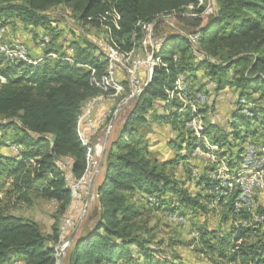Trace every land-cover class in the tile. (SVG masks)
Masks as SVG:
<instances>
[{
    "label": "trees",
    "instance_id": "trees-1",
    "mask_svg": "<svg viewBox=\"0 0 264 264\" xmlns=\"http://www.w3.org/2000/svg\"><path fill=\"white\" fill-rule=\"evenodd\" d=\"M213 2L214 11L203 22L200 0H0V27L9 29L15 21L29 31L42 26L49 32L55 29L50 11L62 8L81 23L104 27V40L118 51L147 47L154 54L147 87L107 146L94 187L96 215L87 217L90 223L67 248V264H183L175 248L183 243L157 239L148 216L141 220L160 211L186 220L192 234L186 246L196 244L194 252L207 263L264 264V210L256 205L253 212H235L239 190L207 176L220 163L204 167L198 177L187 168L193 143L185 125L197 94L205 97L195 112L206 123L200 132L216 146L229 174L240 167L243 142H264L259 138H264V0ZM112 13L118 15L116 26ZM160 16H173L184 33L163 32L169 24L161 20L152 29V45H143L147 26ZM52 40L49 35L40 58L12 62L0 52V74L6 78L0 81V130H11L8 139L0 140L9 149L0 150V179L6 180L8 199L0 206V264L57 263L60 222L72 200L67 177L77 180L87 169V146L78 132L81 109L114 91L108 56L95 42L73 38L65 49ZM180 75L186 84H198L192 89L188 82L185 114L178 112L181 101L168 98ZM121 84L129 90L126 80ZM226 91L233 96L229 120L217 124L211 110L217 94ZM163 124L178 132L166 142L174 155L160 161L150 150L149 134ZM176 164L186 169L185 179L173 173ZM216 188L224 194H215ZM33 195L55 204L57 218L48 234L37 221L9 209L32 204ZM217 206L222 208L211 227ZM253 213L263 220L256 223Z\"/></svg>",
    "mask_w": 264,
    "mask_h": 264
},
{
    "label": "rangeland",
    "instance_id": "rangeland-1",
    "mask_svg": "<svg viewBox=\"0 0 264 264\" xmlns=\"http://www.w3.org/2000/svg\"><path fill=\"white\" fill-rule=\"evenodd\" d=\"M202 4L205 6L203 12L200 14V17L203 18V22H205L208 14L212 13L214 11V2L213 0H200ZM189 11V9H188ZM50 16L52 20V25L55 27L54 30H49L46 31L44 27L39 26L33 28V31L28 32L27 29L20 25L17 22H12L10 23L9 29L5 27V32L3 36L6 38H1L0 37V46L1 48H7L9 50L15 48L16 46H21L24 48L23 45L27 46V50H25V53L27 54L28 58H32V55L30 53L29 46H33L34 49H39L40 51L42 50L39 45L41 39L43 38V33L48 32V34L51 36L53 39V44H61L63 48H65L67 45V42L73 38H78L80 39L85 38L87 40L95 42L101 50L106 52L108 56V70L113 73V81L115 83V86L118 88L117 90L113 91L110 94H101L99 95V101L97 102V107L93 111V115L95 118L98 117L100 114L103 112L109 114V118L100 126L98 129L92 133L90 132L88 128V124L86 122L87 117L82 116L85 110V105L81 109L80 117H79V123H78V132L80 133V136L85 142L87 143V153H88V160H87V169L85 173L79 178V179H73L71 176L67 177V182L68 184L72 183H78V184H83V186L80 187L81 194L80 196L76 199V193L75 191L73 192L74 198L71 200L69 209L67 214L64 217V220L61 223V238L60 242L56 246L57 250V256H59L60 251H62V260L59 264H67L65 260V254L67 248L70 246V244L66 243V239L68 236L71 234V232L74 230V228L77 226V230L75 231V235L72 239L76 238L77 235H79L83 229H85V225H88L90 221L86 224V219L89 215L92 216V218L95 217L96 213L93 211V205L95 201L94 193L93 197L85 209L86 205V198H87V193H88V187L89 183L91 180V177L95 174V182H100L101 180V171L103 168V165L101 168L96 172V169L99 164V160L102 154V151L105 148V152L107 149V146L112 139V137L117 133L119 130V127L122 125L124 122V119L129 111V108L132 106L133 100L132 99L130 102L125 103L127 98L134 93L135 91L139 90L144 83L148 80L149 74H150V68L149 64L151 66V69L153 68L154 65H152L153 61H149L151 54L148 52V48L145 47V49H138V50H131L127 52L126 57L119 58L116 57L115 60H118V63L110 58L111 51H110V43L106 42L105 39V34H104V27L100 26H92L90 24H84L79 22L73 14L70 13L69 10L66 9H56V10H51L50 11ZM113 16V15H112ZM114 20V18H113ZM169 25L162 27L163 32H174V31H179L183 32L184 31L180 28V25L177 20L174 19L173 16H166L164 19ZM51 25V26H52ZM0 29H3V27H0ZM150 29V25H149ZM29 30V27H28ZM17 34V35H16ZM46 35V34H45ZM49 35L47 36L49 38ZM14 36H16L14 38ZM12 39V42H19V45H13L10 41ZM152 40V39H151ZM147 46L152 45L151 42H147ZM143 45H146V37L145 40L143 41ZM8 46V47H7ZM36 47V48H35ZM44 48V47H42ZM67 49V48H65ZM1 51V50H0ZM108 51V53H107ZM69 52V48H68ZM53 52H49L47 54H50ZM110 53V54H109ZM57 55V53H56ZM51 58H55L54 56L50 55ZM48 56V57H50ZM1 57V56H0ZM147 58V66L142 65L139 68L138 71V80H139V86L132 87V82H128V73H127V68L130 67L131 65H135L139 59ZM40 58V57H39ZM122 59V61H121ZM110 60V61H109ZM132 62V63H130ZM134 62V63H133ZM201 70L197 71V74H201ZM126 80L128 84L129 90H125L123 85L121 84V81ZM196 83V80H194ZM120 82V83H119ZM187 82V80H186ZM189 84L192 86V89L195 88V86H198V84L192 83ZM185 83L183 76H179L174 84V87L172 90H169V100L173 98H177L179 101L182 102V105L179 106L178 112L185 114L184 111H186V107L184 104L187 103L186 101V87L188 85ZM183 83V84H182ZM194 84V85H192ZM205 88H203V91H205ZM182 92V93H181ZM225 94H230L229 92L226 91ZM201 96V97H200ZM200 97V98H199ZM225 98V97H224ZM97 99V98H96ZM195 99L196 100L192 101L189 105V107L192 110V114H190V119L186 123V128L190 131L189 132V139H192L193 143V148L190 151L189 155V168L190 172H192L193 176L198 177L200 174H202L204 167L205 168H211L216 165V163H220L217 165L216 172L215 173H210L207 175L209 178H214L213 180H216L217 182L220 181L222 184L223 179L229 180L231 184H235L236 176L239 174L240 169L237 170L235 174H229L230 169L227 167L226 163L224 161L219 162L217 158L216 152V146L209 143L208 141V136H203V134L200 132L203 128L204 125H206L205 120L202 115L203 119L199 117V115H195V112L197 110V104L199 103H204L205 97H203V94H197ZM201 100V101H200ZM125 103V104H124ZM121 104H124L122 107L118 108ZM219 104V103H218ZM221 105V104H219ZM228 106H231L230 102ZM220 107H214V109L211 110V119H215L216 115L219 118H222L221 116L224 117V109L222 113L219 109ZM97 113V114H96ZM114 116V120L111 126H109L110 121L112 117ZM93 118V117H92ZM84 123L86 125V131L82 130L81 124ZM177 130H173L172 127L169 124H163V125H155L153 127V131L149 134V143L151 144V148L154 150L155 155L158 157L159 160H165L168 159V157H172L174 155V150L166 145V142L170 137L176 136ZM9 135H11V130H7L6 134H4L3 131L0 130V140L2 138L8 139ZM6 137V138H5ZM187 137V136H185ZM263 140V139H261ZM202 144H204L206 147L205 149L202 148ZM247 142H243L242 145H246ZM252 143H250L251 145ZM260 145V144H259ZM243 146V147H244ZM92 149V150H91ZM245 149V147H244ZM0 150L2 152H9V149L4 148L3 146H0ZM90 151V152H89ZM185 151V150H184ZM244 154V150H243ZM242 154V156H243ZM215 163V164H214ZM242 163H240L241 167ZM239 167V168H240ZM173 173L176 174L178 179H185L187 175L186 169H184L180 164H176L173 166ZM191 174V173H190ZM217 176L219 179H217ZM235 178V179H233ZM221 179V180H220ZM264 181V178H263ZM97 184V183H96ZM236 187L240 191L239 185H230L229 188L231 187ZM6 187V180L5 178L0 179V206L3 205L8 201L7 197H4V190ZM95 187V186H94ZM258 188V187H257ZM256 188V189H257ZM256 189L253 192V197L254 193L256 192ZM195 190V189H193ZM258 190V189H257ZM216 191V192H215ZM215 194H224V193H219L216 189L213 190ZM264 192V190H262ZM239 193V192H238ZM239 195V194H238ZM237 195V196H238ZM32 198V204H26V203H20L18 205H15L13 207H9L10 211L21 215L25 218L33 219L38 222L39 226L41 227V230L44 234H46L47 230L49 229L53 221V218L56 220L55 216V204L51 201H46L43 199H39L38 197H35L34 195L31 196ZM237 200V198H236ZM259 200L255 199V202L253 203V208L257 205L258 207H262L263 204L260 203L258 204ZM9 205V204H8ZM260 205V206H259ZM210 206H213L210 204ZM221 206H217L215 210V215L211 216L210 218V224L211 227L214 226V223H217L216 221H213V219L217 218L216 215H218ZM85 209V210H84ZM254 210V209H253ZM54 215V217H53ZM213 215V214H210ZM146 217V223L149 226H155L154 227V234L158 238H164V239H174V240H180L183 244L181 245H176L175 248L177 251H179L180 256H181V261L183 264H210L207 263L205 257L202 255H198L197 253L194 252L193 248L196 247V244L193 246H186V242H188L191 239L192 234H190V227L188 226L186 220H182V218L173 216L172 214L164 213V212H153L149 213L148 215L142 216L141 220ZM216 216V217H215ZM70 218V224L67 226V220ZM91 218V219H92ZM182 223V224H180ZM74 224V225H73ZM73 226L69 231V228ZM68 233V235H67ZM168 252V251H167ZM65 260V261H63Z\"/></svg>",
    "mask_w": 264,
    "mask_h": 264
},
{
    "label": "built area",
    "instance_id": "built-area-1",
    "mask_svg": "<svg viewBox=\"0 0 264 264\" xmlns=\"http://www.w3.org/2000/svg\"><path fill=\"white\" fill-rule=\"evenodd\" d=\"M147 31H148V34L146 36V45L149 44L147 42H151L150 29H148ZM4 32H5V27H3V29H0V37L1 38H5L3 36ZM5 40H6V38H5ZM10 41L13 45H19V42H12L13 41L12 39H10ZM47 44H48V37H45V44L39 45V47L42 49V47L47 46ZM23 46H24V50H27V46L26 45H23ZM107 53H108V51H107ZM115 61L117 62V64L120 63V62H118V60H115ZM142 65L147 66V58L143 59L140 57L139 61H137V63H135V65H131L126 70L128 73V77H129L128 82H132V87L139 86V84H140L139 80H138V71ZM98 101H99V99L92 101V102H89V104L85 106L84 113L82 114V116L87 117L86 122L88 124V128L90 129L89 131L92 133H94L98 129V127H100L109 117V114L106 112L105 113L103 112L102 114H100L96 118L93 116V111L97 107ZM257 149L258 148H251L250 143H247L245 145V151L248 154L253 155V150H257ZM247 167H248V171H250V173L253 174V180H257V182H258V190H260V191L264 190V183H259V172L264 171V160L258 159V163L248 164ZM84 184L85 183H83V184L72 183V187L75 189L76 199L80 196V194H81L80 187L83 186ZM228 185H245V192H243L242 195L237 196V201H234L233 207L236 210V212H238L240 210V207L249 206V211L253 212L252 200H250V191H251L250 190V182H245L244 180H242L241 183H239V184H231V182H229ZM228 185L226 186V189H228ZM253 219H256V223H259L262 221L259 219V217L255 213H253ZM69 224H70V218H68V220H67V226ZM242 224H245V222H242Z\"/></svg>",
    "mask_w": 264,
    "mask_h": 264
},
{
    "label": "bare ground",
    "instance_id": "bare-ground-1",
    "mask_svg": "<svg viewBox=\"0 0 264 264\" xmlns=\"http://www.w3.org/2000/svg\"><path fill=\"white\" fill-rule=\"evenodd\" d=\"M112 21H113V23L115 24V26H116V20L118 19V15L116 14V13H112ZM113 18H114V20H113ZM45 37H47V36H44L43 37V39L41 40V42H40V45H43V44H45ZM8 47V46H7ZM45 47V46H44ZM110 48V51H111V55H110V58L111 59H116V57H118L119 56V58H122V57H126L128 54H127V52H120V51H118L117 50V48L116 47H113V46H110L109 47ZM0 52L1 53H3L4 55H5V57L9 60V61H12V62H15V61H18V60H23V61H27L28 60V56H27V54L25 53V50H24V48L23 47H21V46H16L15 48H13V49H11V50H9V49H7V48H1V46H0ZM115 57V58H114ZM110 61V60H109ZM121 61H122V59H121ZM151 61H153L152 62V65L154 64V59H152ZM150 61V62H151ZM130 63H132V62H130ZM134 63V62H133ZM0 81H2V82H4V81H6V78H5V76L4 75H2V74H0ZM182 93V92H181ZM202 95V94H201ZM186 97V96H185ZM201 97V96H200ZM199 97V98H200ZM204 97V96H203ZM99 99V97L98 96H96V97H94V98H92V99H90V100H88L84 105L86 106V105H88L89 104V102H92V101H95V100H97V99ZM196 100V99H195ZM201 101V100H200ZM196 102H198L197 100H196ZM243 102H245V101H243ZM84 106V107H85ZM247 107L246 106H244V111L243 112H247V109H246ZM248 113V112H247ZM85 145H87V143H85V142H83ZM251 146V148H258L257 150H253V155L252 154H248L246 151H245V149H244V154H243V156H242V165H241V167L239 168L240 169V172H239V177L237 178V180H236V183L235 184H239V183H241V181L242 180H244L245 182H250V200H252V206H253V200H254V197H253V192H254V190L258 187V182H257V180H253V174L252 173H250V171H248V167H247V165L248 164H256V163H258V159H262V160H264V142H262V143H260V145H255V144H251L250 145ZM263 146V147H262ZM92 150V149H91ZM90 152V151H89ZM217 176H215V178H216ZM263 178H264V171H260L259 172V183H264V181H263ZM214 179V178H213ZM217 179H219L218 177H217ZM221 180V179H220ZM225 179H223V181H222V186H224V187H226L227 186V184L225 183ZM67 184H68V182H67ZM74 184H78V183H74ZM68 186L70 187V189H71V199L73 200V198H74V195H73V192L75 191V189L71 186V184H68ZM229 186V185H228ZM238 186V185H237ZM239 189H240V191H239V195L238 196H240V195H242V193L243 192H245V185H239ZM258 189V188H257ZM256 189V190H257ZM215 190V189H214ZM216 190L218 191V188H216ZM216 192V191H215ZM255 194V193H254ZM237 201V200H236ZM243 209H245V210H247V211H249V206H242V207H240V210H243ZM235 212H236V210H235ZM249 212H251V211H249ZM259 217V219L260 220H263V216H261V215H259L258 216ZM255 221H256V219H254Z\"/></svg>",
    "mask_w": 264,
    "mask_h": 264
},
{
    "label": "crops",
    "instance_id": "crops-1",
    "mask_svg": "<svg viewBox=\"0 0 264 264\" xmlns=\"http://www.w3.org/2000/svg\"><path fill=\"white\" fill-rule=\"evenodd\" d=\"M149 29V25L147 26V30ZM28 32H30L29 30H27ZM17 35V34H16ZM16 36H14V38H15ZM36 48V47H35ZM29 49H30V53H31V55H32V58H39V56H40V50L39 49H34V47L33 46H29ZM109 72V75H110V79L112 80V82H113V88H114V91H115V89L117 90L118 88L115 86V83H114V79H113V73L112 72H110V71H108ZM226 92H222V93H219V94H217V96H216V98H215V102L213 103L214 104V106L215 107H220L219 109H220V111L222 112V113H224V117L223 116H221L222 118H219L218 116H219V114H218V116L216 115V117H215V119H211V121L212 122H215V123H217V124H220V123H225V122H227L228 120H229V112H230V109L232 108V100H233V96L231 95V94H225ZM225 97V98H224ZM229 102H230V104H231V106H228V104H229ZM221 104V105H219V104ZM223 109H224V112H223ZM97 114V113H96ZM93 115H95V114H93ZM80 117V116H79ZM78 123H79V119H78ZM81 127H82V130H84V131H86V125L84 124V123H82L81 124ZM86 127V128H85ZM79 135H80V133H79ZM258 136V135H257ZM81 137V136H80ZM259 137V136H258ZM252 137V138H250V137H248V139H259L260 138V140L261 139H264L263 137ZM81 140L83 141V142H85V140H83L82 138H81ZM86 143V142H85ZM150 150L154 153V150L150 147ZM155 154V153H154ZM157 159H158V157H157ZM159 160V159H158ZM161 161V160H160ZM102 170H103V168H102ZM236 170H238V169H236ZM235 170V171H236ZM101 175H102V171H101ZM96 183H98L97 181L95 182L94 181V186H96ZM255 199L257 200H259V202H258V204H260V203H262L263 204V202H264V192H262V191H260V190H256V192H255ZM94 197H95V195H94ZM260 206V205H259ZM261 209H263L264 210V204H263V206L262 207H260ZM41 228V227H40ZM50 231H49V229L47 230V232H46V234H48ZM58 261V260H57ZM63 261H65V260H63ZM57 264V263H56Z\"/></svg>",
    "mask_w": 264,
    "mask_h": 264
},
{
    "label": "water",
    "instance_id": "water-1",
    "mask_svg": "<svg viewBox=\"0 0 264 264\" xmlns=\"http://www.w3.org/2000/svg\"><path fill=\"white\" fill-rule=\"evenodd\" d=\"M166 18V16H160L158 18H156L155 20H153V22L151 23L150 25V37L152 35V29L154 27V25L158 22V21H161V20H164ZM152 41V40H151ZM153 43V41H152ZM153 56L154 54L152 53L151 56H150V59L149 61H151L153 59ZM149 68H150V74H149V78L148 80L144 83V85L137 91H135L134 93H132L126 100L125 103H128L130 102L132 99H134L136 96H138L141 92H143L145 90V88L147 87L149 81H150V78H151V74H152V69H151V66L149 64ZM124 103V104H125ZM124 104H121L118 108L122 107ZM113 120H114V116L112 117L111 121H110V124L109 126L112 125L113 123ZM104 156H105V148L104 150L102 151V154H101V157H100V160H99V164H98V167L96 169V172L101 168V166L103 165V161H104ZM94 180H95V174L91 177V180H90V183H89V187H88V193H87V198H86V205H85V209L87 208V206L89 205L92 197H93V193H94ZM84 209V210H85ZM77 230V226L74 228V230L71 232V234L68 236V238L66 239V243L67 244H70L72 242V239L75 235V231ZM62 251H60V254L58 256V261H57V264H59L62 260Z\"/></svg>",
    "mask_w": 264,
    "mask_h": 264
}]
</instances>
